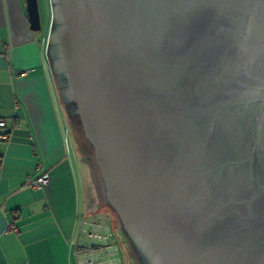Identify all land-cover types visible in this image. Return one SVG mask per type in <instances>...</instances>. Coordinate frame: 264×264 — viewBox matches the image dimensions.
Wrapping results in <instances>:
<instances>
[{
	"label": "water",
	"instance_id": "1",
	"mask_svg": "<svg viewBox=\"0 0 264 264\" xmlns=\"http://www.w3.org/2000/svg\"><path fill=\"white\" fill-rule=\"evenodd\" d=\"M49 1L66 119L140 264H264V0Z\"/></svg>",
	"mask_w": 264,
	"mask_h": 264
},
{
	"label": "crops",
	"instance_id": "2",
	"mask_svg": "<svg viewBox=\"0 0 264 264\" xmlns=\"http://www.w3.org/2000/svg\"><path fill=\"white\" fill-rule=\"evenodd\" d=\"M47 38L31 31L25 0H0V133L9 137L0 143V264H78L77 253L88 252L91 227L101 234L109 227L92 224L105 207L99 175L66 119ZM43 174L47 187L28 186ZM112 233L90 253L102 264H126Z\"/></svg>",
	"mask_w": 264,
	"mask_h": 264
},
{
	"label": "rangeland",
	"instance_id": "3",
	"mask_svg": "<svg viewBox=\"0 0 264 264\" xmlns=\"http://www.w3.org/2000/svg\"><path fill=\"white\" fill-rule=\"evenodd\" d=\"M38 7H39V13H40V20H41V31H44L46 33V35L48 36L49 31H50V25H51V5H50V1L49 0H38ZM80 126H74L72 127L71 125V131L75 136L76 142H77V146L79 149H81L83 152H86L88 154V161L93 165V167L95 168V171L97 173V175H99L98 172V168L96 166V164L93 161V154H92V149L91 146L89 144V142L85 139V137L83 136V132ZM80 175V174H79ZM78 175V177H80ZM82 183L83 181L79 178L77 180V184H78V189H79V193H78V201L79 204H81V202H83V196H82V192H81V187H82ZM98 189H99V197L102 199V201L105 203L106 206V198L104 196V190H103V185L100 179V175H99V179H98ZM109 219V220H108ZM114 219V218H113ZM110 218L106 215V213H101L98 214L97 216L93 217L92 219V224H103V225H108L109 228L112 230V225L110 223ZM116 235V238H118L117 240L121 243L122 249L124 251V239H123V235L120 234L119 232H115L114 233ZM126 251V250H125ZM126 260V264H139L137 259L133 260L132 262L129 260Z\"/></svg>",
	"mask_w": 264,
	"mask_h": 264
},
{
	"label": "built area",
	"instance_id": "4",
	"mask_svg": "<svg viewBox=\"0 0 264 264\" xmlns=\"http://www.w3.org/2000/svg\"><path fill=\"white\" fill-rule=\"evenodd\" d=\"M5 127V122L3 120H0V129ZM9 140L8 134L6 133H0V143L3 141ZM1 164V159H0ZM49 183V177L47 174H43L38 180L32 181L28 186L31 187L34 190H40L42 187H47ZM10 228L13 231H17V227L13 224L10 226ZM106 234H101L97 230V225H94L91 227V229L87 232L88 238L91 241L89 246H87L88 252H78L77 258H78V264H102L100 263L96 257L90 253L92 252V249H94L97 246L106 245L110 242V239L112 238V230L108 227H104Z\"/></svg>",
	"mask_w": 264,
	"mask_h": 264
},
{
	"label": "trees",
	"instance_id": "5",
	"mask_svg": "<svg viewBox=\"0 0 264 264\" xmlns=\"http://www.w3.org/2000/svg\"><path fill=\"white\" fill-rule=\"evenodd\" d=\"M69 119L72 122V119L71 118H69ZM103 212L106 213V215L111 219L110 221H111V225L113 226L112 227L113 232H119L120 234L123 235L124 233L121 229L120 222H119L118 218L116 217V214L114 213V211L112 210V208L108 204H106V206L104 207ZM123 237H125V236L123 235Z\"/></svg>",
	"mask_w": 264,
	"mask_h": 264
},
{
	"label": "flooded vegetation",
	"instance_id": "6",
	"mask_svg": "<svg viewBox=\"0 0 264 264\" xmlns=\"http://www.w3.org/2000/svg\"><path fill=\"white\" fill-rule=\"evenodd\" d=\"M72 124L73 125H75V126H77L78 124L76 123V121H74V120H72ZM109 220V219H108ZM110 223H111V221H110ZM124 235V234H123ZM125 236V235H124ZM123 239H124V245L123 246H125L124 247V251H123V253H124V255H125V258L127 259V260H129V263H130V261L132 262L134 259L136 260L137 259V261H138V263L140 264V260H139V258H138V256H137V254L135 253V251L133 250V248H132V246H131V244H130V242H129V240H128V238L125 236V237H123ZM126 250V251H125Z\"/></svg>",
	"mask_w": 264,
	"mask_h": 264
}]
</instances>
